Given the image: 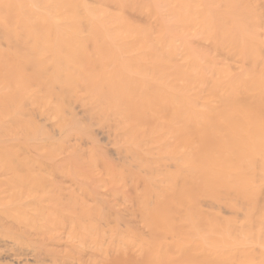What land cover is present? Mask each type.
I'll list each match as a JSON object with an SVG mask.
<instances>
[{"label": "bare ground", "instance_id": "6f19581e", "mask_svg": "<svg viewBox=\"0 0 264 264\" xmlns=\"http://www.w3.org/2000/svg\"><path fill=\"white\" fill-rule=\"evenodd\" d=\"M1 181L6 264H264V0H0Z\"/></svg>", "mask_w": 264, "mask_h": 264}, {"label": "rangeland", "instance_id": "374dc122", "mask_svg": "<svg viewBox=\"0 0 264 264\" xmlns=\"http://www.w3.org/2000/svg\"><path fill=\"white\" fill-rule=\"evenodd\" d=\"M8 183H10V182L8 181ZM39 184H40V183H39ZM1 185H2V186H1ZM3 185H5V186H3ZM0 187H2V188H0V189H3V188H4L5 190H6L7 188H8V189L10 188V186H7V184H6L5 182H2V181L0 182ZM6 187H7V188H6ZM4 215H6V214H3V216H4ZM1 219H2V220H1ZM3 220H4V221H3ZM0 222L5 223V224H3V225H7V226H8V224H9L8 221L6 220V217L3 218V217L1 216V214H0ZM1 244H2V246H0V252L3 253V254H7V253H8L7 251H9V253H10L11 250H12V248L15 249V250L17 249V248H15L14 246H11V247H10V245H12V244H10V243H8L9 246L6 245L7 243L5 244L4 242H3V243H0V245H1ZM7 246H8L9 249H7ZM5 248H6V249H5ZM10 249H11V250H10ZM5 250H6V251H5ZM15 250H12V251L14 252ZM4 252H7V253H4ZM15 252H17V250H16ZM0 264H6V262H5V261H0Z\"/></svg>", "mask_w": 264, "mask_h": 264}]
</instances>
